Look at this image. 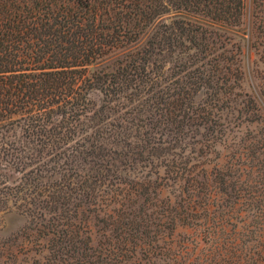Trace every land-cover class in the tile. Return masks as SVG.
<instances>
[{
  "label": "trees",
  "instance_id": "obj_1",
  "mask_svg": "<svg viewBox=\"0 0 264 264\" xmlns=\"http://www.w3.org/2000/svg\"><path fill=\"white\" fill-rule=\"evenodd\" d=\"M251 3L0 0V264H264Z\"/></svg>",
  "mask_w": 264,
  "mask_h": 264
},
{
  "label": "rangeland",
  "instance_id": "obj_2",
  "mask_svg": "<svg viewBox=\"0 0 264 264\" xmlns=\"http://www.w3.org/2000/svg\"><path fill=\"white\" fill-rule=\"evenodd\" d=\"M251 13H252V3L251 0H246V33L250 30L251 26ZM248 38V35L245 36ZM245 80H244V91L249 93L252 97H254L259 104L263 105V98L261 96L259 87L262 83V77L264 76V67L258 63V58L254 50L251 49L250 45H246L245 49ZM259 64V68L258 65ZM261 71L258 73V71ZM91 98L99 101L101 95L98 92H93L91 94ZM1 224V223H0ZM23 225L22 218L17 214H8L3 220L1 227L5 232L12 233L18 231V229Z\"/></svg>",
  "mask_w": 264,
  "mask_h": 264
}]
</instances>
